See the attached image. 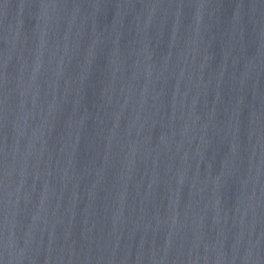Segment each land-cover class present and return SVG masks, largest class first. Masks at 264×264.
<instances>
[{
  "label": "water",
  "instance_id": "water-1",
  "mask_svg": "<svg viewBox=\"0 0 264 264\" xmlns=\"http://www.w3.org/2000/svg\"><path fill=\"white\" fill-rule=\"evenodd\" d=\"M185 0H0V264H195Z\"/></svg>",
  "mask_w": 264,
  "mask_h": 264
}]
</instances>
